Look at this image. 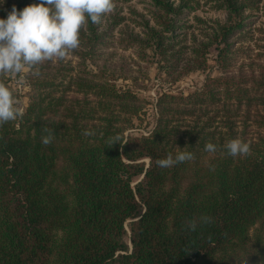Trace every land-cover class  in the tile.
<instances>
[{
	"label": "trees",
	"instance_id": "trees-1",
	"mask_svg": "<svg viewBox=\"0 0 264 264\" xmlns=\"http://www.w3.org/2000/svg\"><path fill=\"white\" fill-rule=\"evenodd\" d=\"M129 1L86 18L64 58L27 67L28 102L0 123V264H264V45L245 55L262 0H202L224 15L196 24L192 0H147L129 10L139 32L114 34ZM32 2L4 0L0 18ZM210 46L218 73L186 94L158 91L152 126L128 131L145 126L146 66L172 84L206 69ZM115 47L137 59L114 60ZM232 138L246 159L227 154ZM181 150L192 159L157 164Z\"/></svg>",
	"mask_w": 264,
	"mask_h": 264
},
{
	"label": "clouds",
	"instance_id": "clouds-1",
	"mask_svg": "<svg viewBox=\"0 0 264 264\" xmlns=\"http://www.w3.org/2000/svg\"><path fill=\"white\" fill-rule=\"evenodd\" d=\"M4 0H0L3 4ZM113 8V0H38L17 10L13 5L5 18H0V72L20 73L26 67H34L41 61L64 58L68 51L80 45V31L86 18L99 23L104 14ZM20 114L12 90L0 83V123ZM47 132V129H45ZM53 132L42 136V143L51 141ZM85 135L93 133L85 129ZM206 151H215L216 145L207 142ZM227 154L246 159L249 147L238 138L229 139L223 146ZM180 148V147H179ZM183 149V148H181ZM193 153L179 151L157 160L161 167L190 160ZM210 222V217H202ZM189 227L195 229V222Z\"/></svg>",
	"mask_w": 264,
	"mask_h": 264
},
{
	"label": "rangeland",
	"instance_id": "rangeland-1",
	"mask_svg": "<svg viewBox=\"0 0 264 264\" xmlns=\"http://www.w3.org/2000/svg\"><path fill=\"white\" fill-rule=\"evenodd\" d=\"M196 0H192L191 5L192 9L186 13L185 22L188 24H196L194 22L193 16L201 17L205 20L208 19H222L223 18V11L214 10L208 4H205L202 0H197L198 3L195 2ZM259 8L257 11H254L250 29L252 30L253 39L247 42V45L252 49L251 51H247L245 55L250 54L251 56H255L257 51H260L261 47L258 45H264V40L260 37L264 36V0H262L259 4ZM149 7L147 0H132L127 3L118 4L116 8L118 10V16H124L125 20L120 22L114 28V34L118 35L119 31H122L124 34H136L139 32V27L136 26L134 23L131 22V18H134L135 15H130L129 10L133 8L138 12L145 13L146 9ZM195 30V28H194ZM246 43L244 44V46ZM108 53H113L114 60H125V62H132L136 60L135 53L132 49H121L120 47L110 48ZM215 55L216 49L214 46H210L206 53V62L207 67L204 70H193L187 73L186 75L182 76L172 84L165 82L158 77H162L163 73H159L158 69L155 64H150L146 66L147 77L149 80H144L145 85H147V90L139 91V95L149 99L150 103H148L145 107V114H144V125L140 126V128H133L128 131L136 132V133H146L148 129L152 126L155 109L153 106V100L156 97V93L163 89H169L172 93H183L186 94L189 91H192L198 87H200L204 79L207 75H215L218 73L215 67ZM243 57V55H242ZM26 70L23 69L20 73H7L8 83L14 90L15 93V101L17 106L20 108V111L23 107L26 106L28 102V89L29 83L26 80ZM118 83H124L120 79L117 81ZM136 122V121H135Z\"/></svg>",
	"mask_w": 264,
	"mask_h": 264
}]
</instances>
